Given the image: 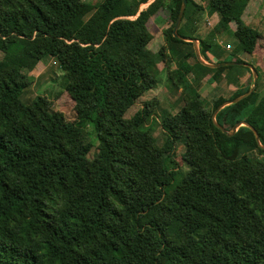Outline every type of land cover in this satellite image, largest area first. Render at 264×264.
<instances>
[{"label":"trees","instance_id":"1","mask_svg":"<svg viewBox=\"0 0 264 264\" xmlns=\"http://www.w3.org/2000/svg\"><path fill=\"white\" fill-rule=\"evenodd\" d=\"M147 1L0 0V264H264L257 71L264 36L241 18L249 0H208L218 22L205 38L197 37L199 15L184 12L177 33L195 39L199 55L215 57L217 67L202 64L192 42L172 36L181 0H153L138 11ZM161 15L170 21L166 49L154 55L150 24ZM230 23L237 45L228 60L215 41ZM242 53L259 60L253 90L213 115L251 87L238 86L228 99L212 96L207 105L184 78L196 72L211 82L225 70H248ZM44 57L63 71L75 117L91 124L92 159L75 121L62 122L44 96L21 100L29 85L23 72ZM157 58L178 62L169 80L188 95L175 114L161 117L160 145L150 131L152 103L124 117L156 87ZM239 122L253 130L239 126L228 135ZM182 134L184 173L174 161Z\"/></svg>","mask_w":264,"mask_h":264},{"label":"rangeland","instance_id":"2","mask_svg":"<svg viewBox=\"0 0 264 264\" xmlns=\"http://www.w3.org/2000/svg\"><path fill=\"white\" fill-rule=\"evenodd\" d=\"M86 2H98L101 0H84ZM153 0H148L146 3L140 4L138 7V11L145 9L150 2ZM189 3H186L185 10L193 11L191 17H195L197 14L199 15V23L198 29H200L199 33L196 35L198 38H205L209 32L215 28V24H217L218 19L215 14L209 15L207 12V3L208 0H190ZM184 10V12H185ZM138 14V13H137ZM184 15V13H183ZM135 16L127 17L129 19L135 18ZM183 17V16H182ZM197 18V19H198ZM182 21V19H181ZM181 24V23H180ZM233 26V24H231ZM170 26V21L167 19L166 15L159 16L158 19L154 20L150 24V31L152 33V40L149 42L147 49L149 53H153L154 55L159 53V50L164 47L166 49V42L164 31ZM229 30L230 27L227 26V29L222 33L224 35H228V40L220 41V45L223 46L220 50L225 56V58H233L235 55L234 50L236 51V41L233 37V33ZM221 34V35H222ZM220 36V35H219ZM218 36V37H219ZM209 37V36H208ZM222 39V38H221ZM195 40V39H194ZM229 44L228 48L225 47L226 44ZM223 44V45H222ZM195 46L198 51V43L195 40ZM227 46V45H226ZM194 47V45H193ZM163 48V49H164ZM164 49V50H165ZM199 53V51H198ZM200 56V55H199ZM211 60L215 61L214 57H211ZM208 57V58H209ZM209 58V59H210ZM200 59L206 63H209V59L202 58ZM239 59V57H238ZM263 60V59H262ZM213 61V62H214ZM178 62L165 58L161 61L157 58V85L155 88L150 91L145 92L140 98L137 99L135 104L128 109L125 116L129 118L132 114L142 106L143 102H149L153 104V110L150 117H153L154 121L151 125V135L154 137L156 142L160 145L164 140V136L161 132L159 121L164 114H175L186 102L187 100V91L183 90L178 81L174 80L175 83H172L169 80V77L175 78L173 76V70L175 69ZM214 65V64H213ZM217 65V64H216ZM223 65V64H222ZM227 66V65H223ZM217 67V66H215ZM249 68L254 70L257 80V73L252 65ZM261 72V71H260ZM259 72V74H260ZM26 76V80L29 85L21 95V100L25 103L31 102V100L36 95H41L46 97L51 103V109L55 112H58L62 115V122H76L79 126H81L83 131V138L85 142H90L92 147L90 148L87 157L92 159L96 153V145L94 134L92 132L91 124L86 119H77L75 117L73 111V103L64 99L66 97L64 86L66 79L64 78L63 71L59 68L58 63L51 57H44L34 66L32 70L23 72ZM252 72L249 70H241L240 72L236 69H231L230 71L225 70L221 75H218L214 80H207L209 76L203 78H196V72L188 74L184 78V82L189 86V88H195L202 98L203 102L207 105H210L212 96L222 97L224 99H228L230 95L235 91V89L240 86L244 88L245 86H252L249 81V76ZM258 74V75H259ZM262 76V75H261ZM235 80V82H230L231 79ZM255 80V81H256ZM258 91H261L258 88ZM232 100V99H231ZM184 140L185 136L182 134L174 143V161L176 162V166L179 168L181 173L187 171V166L182 161V153L184 152ZM219 141L218 143H220ZM221 144H217V147L220 148ZM163 164L167 165L169 162V157L167 154H163L162 156Z\"/></svg>","mask_w":264,"mask_h":264},{"label":"crops","instance_id":"3","mask_svg":"<svg viewBox=\"0 0 264 264\" xmlns=\"http://www.w3.org/2000/svg\"><path fill=\"white\" fill-rule=\"evenodd\" d=\"M241 18L246 25L256 29L258 31V33H260L264 36V0H249L248 3L246 4V6L244 7L243 11H242ZM229 27L231 29L229 31L231 33H233L235 26L234 25L232 26L230 23ZM221 40H223L224 42H225V40H228V35L222 34L219 37H217L215 43L220 46V49H222V47H223L220 45ZM226 45L228 46L229 44L227 43ZM226 45H225V47L227 48ZM237 57H239V59H241L244 62V64L242 66L247 67L248 70L250 69L249 68L250 65H252L253 67L254 66L256 67L255 64H259V60H257L256 63L254 60V62L252 63V61H253L252 60L253 59L252 54L242 53L240 55H237ZM260 57H262V55H260ZM263 57H264V54H263ZM223 58H225V56H223ZM213 61L211 60L210 63H213ZM256 69H257V67H256ZM257 71H258V74L261 71L259 74V79H258V88H260L261 91H263L264 90V63L261 65L260 69H257ZM252 85H253V78H252Z\"/></svg>","mask_w":264,"mask_h":264},{"label":"water","instance_id":"4","mask_svg":"<svg viewBox=\"0 0 264 264\" xmlns=\"http://www.w3.org/2000/svg\"><path fill=\"white\" fill-rule=\"evenodd\" d=\"M185 6H186V0H181V4H180V8H179V11H178V15H177V18H176V20H175V23H174V25H173V28H172V36L173 37H175V38H178V39H182V40H185V41H190V42H192L193 43V45H194V52H195V56H196V58L202 63V64H204V65H207V66H218V65H213L212 63H206V62H204V60L202 61L201 59H200V56H199V53H198V51H197V49H196V46H195V40L194 39H190V38H187V37H182V36H180L178 33H177V30H178V28H179V26H180V23H181V19H182V16H183V13H184V10H185ZM236 64H238L237 62H225V63H223V65H236ZM248 66V65H247ZM251 69V72H252V77H253V85L251 86V88L245 93V94H243V95H241V96H239V97H237V98H234V99H232V100H227V101H224V102H222L221 104H219L217 107H216V109L214 110V112H213V115L217 112V110L218 109H220L221 107H223V106H225V105H227V104H230V103H236V102H238L239 100H241V99H243V98H246L247 96H249L250 94H251V92H252V90H253V87H254V83H255V80H256V75H255V72H254V70H252V68H250ZM213 117V116H212ZM239 126H247V127H249V128H251L246 122H239V123H237V124H235L233 127H232V129H231V132L228 134V135H231L233 132H235V130L239 127ZM252 129V128H251ZM253 130V129H252ZM222 131H224V130H222ZM225 132V131H224ZM255 139H256V141L258 140V136L257 135H255Z\"/></svg>","mask_w":264,"mask_h":264},{"label":"built area","instance_id":"5","mask_svg":"<svg viewBox=\"0 0 264 264\" xmlns=\"http://www.w3.org/2000/svg\"><path fill=\"white\" fill-rule=\"evenodd\" d=\"M229 46H227V48H228Z\"/></svg>","mask_w":264,"mask_h":264}]
</instances>
